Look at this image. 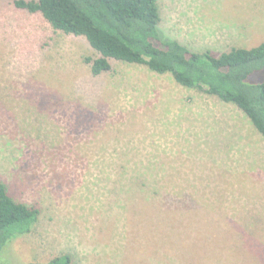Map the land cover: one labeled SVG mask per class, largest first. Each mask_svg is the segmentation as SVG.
Returning <instances> with one entry per match:
<instances>
[{"label": "rangeland", "instance_id": "1", "mask_svg": "<svg viewBox=\"0 0 264 264\" xmlns=\"http://www.w3.org/2000/svg\"><path fill=\"white\" fill-rule=\"evenodd\" d=\"M159 8L190 51L264 43V0ZM98 57L0 0V182L40 209L0 264H264V137L170 74L111 60L94 76Z\"/></svg>", "mask_w": 264, "mask_h": 264}, {"label": "trees", "instance_id": "2", "mask_svg": "<svg viewBox=\"0 0 264 264\" xmlns=\"http://www.w3.org/2000/svg\"><path fill=\"white\" fill-rule=\"evenodd\" d=\"M7 1L19 10L40 13L55 30L85 37L99 54L85 60L94 76L109 72L111 60L170 74L187 89L235 105L264 137V43L232 48L220 56L190 51L160 28L159 0ZM39 217L40 209L16 201L0 182V263L6 248L29 234ZM28 264H72V259L63 255Z\"/></svg>", "mask_w": 264, "mask_h": 264}]
</instances>
